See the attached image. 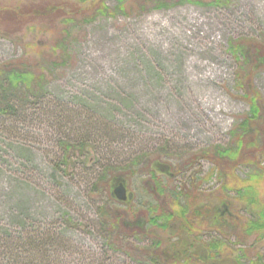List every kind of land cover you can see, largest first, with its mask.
Wrapping results in <instances>:
<instances>
[{
	"label": "rangeland",
	"instance_id": "obj_1",
	"mask_svg": "<svg viewBox=\"0 0 264 264\" xmlns=\"http://www.w3.org/2000/svg\"><path fill=\"white\" fill-rule=\"evenodd\" d=\"M78 1L92 0H0V9L32 4L41 10L38 3L70 9ZM140 1L128 2L129 14L75 22L66 33L61 18L42 20L33 14L36 20L27 24L0 20V69L41 53L28 64L22 81L32 86L23 89L22 118L0 122V233L62 230L69 240L62 254L65 264H156L128 242L113 245L107 212L115 209L125 215L126 224L145 229L160 208H171L179 217L187 210V224L172 222L164 236L169 247L192 244L187 264H234L239 253L244 259L264 253V240L255 236L244 245L218 249L224 256L217 261L204 248L205 242L235 230L230 219L246 220L254 213L236 195L240 178L264 168V0L218 5L204 0L139 10ZM106 2L112 8L118 4ZM62 37L68 39L69 61L54 66L62 54L54 52V44ZM39 76L41 84L36 83ZM251 97L259 98L263 117L248 131L257 144L242 152L258 163H242L232 178L202 154L236 146L238 131L236 137L233 132L250 112ZM87 123L105 127L91 135L100 158L76 153V166L60 168L61 137L88 136ZM109 164L117 167L114 187L121 181L127 186L128 202L115 197L114 187L112 192L104 186L97 190L95 179ZM154 169L165 172L158 178L167 203L158 197ZM259 197L264 200V177ZM214 205L230 214L221 234L217 223L209 225L201 212L194 214ZM138 229L132 242L151 244L152 238Z\"/></svg>",
	"mask_w": 264,
	"mask_h": 264
},
{
	"label": "trees",
	"instance_id": "obj_2",
	"mask_svg": "<svg viewBox=\"0 0 264 264\" xmlns=\"http://www.w3.org/2000/svg\"><path fill=\"white\" fill-rule=\"evenodd\" d=\"M118 4L116 8H112L106 2V0H92L89 3H82L83 1H78L77 4L70 6V9L63 4H47L45 8L42 7V3H38L40 6L39 10L32 4L28 5H17L14 7H3L0 9V20L4 23H9L8 18H11V23L20 24L18 22H23L25 24L36 20L37 17H34L33 14H38V18L42 20H47L49 18H61L63 22H65V29H63L62 33H66V28L70 25L75 24V22H91L95 20L100 15H108L114 16L117 13H125L127 4H136L138 0H117ZM231 0H213V4H225L230 2ZM186 2H193L196 4H204V0H141L139 4V10H145L147 7L154 6L155 8H165L178 4H183ZM133 4V5H134ZM154 4V5H153ZM32 8L36 9L32 12ZM57 9H61L58 15L53 14ZM67 10V11H66ZM39 12V13H38ZM64 13V14H63ZM63 14V15H62ZM68 14V15H65ZM27 21V22H25ZM68 39L65 38L61 40H56L54 44V52L62 53L60 55V60L54 63V66H58L62 63H67L69 60V48L67 49ZM233 48V47H232ZM237 50V48L235 49ZM238 51V50H237ZM39 56L41 53L28 54L29 57L21 58L19 60H14L11 63H4L3 67L4 71L0 69V122L5 124L8 120H19L22 118L21 109L23 106L25 107V102L27 98L24 96L23 89L24 88H32V86H27L22 81L26 79V74L28 72V64L33 63L35 61V56ZM238 54V53H237ZM59 57V54H56ZM63 56V58L61 57ZM240 56V55H239ZM36 83H40L42 77L37 78ZM34 83V84H36ZM41 84V83H40ZM45 88L47 84L42 83ZM243 87V85L241 84ZM251 103V109L248 115L242 119V121L238 124L237 129L233 132V136L236 137L237 131V143L235 147L230 148H218L216 152L212 153H203L204 157L211 159L215 166L219 168L220 173L223 175H231L232 178L235 177V170L242 163H251V165H257V161L255 159H249L245 157V154L242 150H247L250 145H256V141H250L249 130L252 128L253 123L256 120H260L263 116L261 111V106L258 98V102L255 97H251L249 99ZM66 111V110H65ZM72 121L70 116H65V122ZM88 127H84L85 130L90 129L88 136L80 135H72V133L67 134L66 136H62L59 145L63 148V153L59 157V162H57L58 166L61 168L64 166L65 168L71 165L76 166L75 156L76 153L81 156H88L92 154L95 156L94 158H100L101 151L98 143L96 144V140L91 137L95 132H103L105 127L103 126H93L90 123H87ZM92 125V127H91ZM92 135V136H93ZM257 136V135H256ZM257 140V139H256ZM133 166L136 163L132 164ZM112 165H106L102 172L103 174L98 175L95 179V184L97 190L100 188L103 191L102 186H104L105 191L112 192V188L114 184L119 179L115 174L112 175L113 171H115ZM113 170V171H112ZM161 169L152 170V178L156 181V188L159 198L161 202L166 201V187L164 188L159 183L158 173H163ZM165 173V172H164ZM252 174V173H250ZM100 176V177H99ZM264 177V168H261V171H258L256 174H252L248 178H240L241 184L237 188V197L239 200L245 202L244 204L247 207H251L254 210V213L251 217L243 220L242 218H233L230 219L231 223H235V230L230 231V235L226 236L223 234L222 237L214 240L205 242L204 248L206 252H208V256L210 259L215 261L218 258L223 257L221 253H219L218 249H223L226 244L231 243L232 245L246 244L245 242L249 237L255 236L258 240H264V200L259 197V184ZM99 178V179H98ZM162 180V179H161ZM163 182V180H162ZM101 183H103L101 185ZM99 187V189H98ZM164 190V191H163ZM224 206V204H222ZM160 208V204L158 205ZM222 206H213L206 207L205 209L199 211H195L194 214L200 213L204 216V221L217 223V226L221 228L219 230L220 234L224 233V228H228L229 221L225 219L230 216L228 210L224 209ZM161 214L152 215L149 218V224H146L145 229H142L141 226L126 224L125 215L123 213H115V209L111 210V212H107V230L110 233V239L113 245L123 247L125 246V242L133 245L135 251L142 254L144 259L148 260L149 263L162 262L164 264H187L185 258L188 257V252L192 248V244H182L180 243L178 247H169L166 241L167 232L170 231V225L172 222L182 220V224H187L186 220H184V213L187 214V210L180 212V217L175 213H173L172 209L168 208H160ZM159 209V210H160ZM165 209V210H163ZM232 212V208H230ZM249 210V209H247ZM184 220V221H183ZM229 220V219H227ZM25 219L22 221L24 223ZM193 221V220H192ZM219 221V222H218ZM206 222V223H207ZM191 223V222H190ZM189 223V224H190ZM211 224V225H212ZM226 225V227H223ZM24 227L26 224L24 223ZM213 228L212 226H209ZM138 230L141 231V234H146L147 236L152 238L151 244L147 245H139L138 243L132 242V237L136 236ZM65 234L62 230H58L56 228H50L43 231V229L38 230H30L18 233H12L9 230H5L0 233V264H65L62 255L63 251L69 249V240L63 236ZM171 234V232H170ZM237 237V239L232 240L233 237ZM243 243V244H242ZM248 243V242H247ZM196 243H193L195 245ZM179 250V252H176ZM243 251V248L240 249ZM192 258V257H190ZM234 264H264V253L263 252H255V256H248L244 259V253L237 254V257L234 259ZM187 261V260H186ZM190 260H188L189 262ZM192 262V261H191ZM190 262V263H191ZM222 264L225 263V260H219ZM189 264V263H188ZM226 264V263H225Z\"/></svg>",
	"mask_w": 264,
	"mask_h": 264
},
{
	"label": "water",
	"instance_id": "obj_3",
	"mask_svg": "<svg viewBox=\"0 0 264 264\" xmlns=\"http://www.w3.org/2000/svg\"><path fill=\"white\" fill-rule=\"evenodd\" d=\"M114 194L120 200L128 199V190L124 182L118 183V185L114 188Z\"/></svg>",
	"mask_w": 264,
	"mask_h": 264
},
{
	"label": "flooded vegetation",
	"instance_id": "obj_4",
	"mask_svg": "<svg viewBox=\"0 0 264 264\" xmlns=\"http://www.w3.org/2000/svg\"><path fill=\"white\" fill-rule=\"evenodd\" d=\"M128 197H129V198H128V201H129V199H130V192H129V191H128ZM128 201H126V202H128Z\"/></svg>",
	"mask_w": 264,
	"mask_h": 264
}]
</instances>
